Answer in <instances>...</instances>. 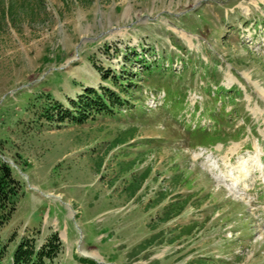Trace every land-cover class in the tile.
Wrapping results in <instances>:
<instances>
[{"label":"rangeland","instance_id":"1","mask_svg":"<svg viewBox=\"0 0 264 264\" xmlns=\"http://www.w3.org/2000/svg\"><path fill=\"white\" fill-rule=\"evenodd\" d=\"M119 83L126 111L62 117ZM0 161V264L52 235L47 264H264V0H0Z\"/></svg>","mask_w":264,"mask_h":264},{"label":"trees","instance_id":"2","mask_svg":"<svg viewBox=\"0 0 264 264\" xmlns=\"http://www.w3.org/2000/svg\"><path fill=\"white\" fill-rule=\"evenodd\" d=\"M131 53L134 56L136 52L132 51ZM136 60L141 62L144 68H149V64H146L144 57L139 56ZM107 75L106 72H103L102 78H106ZM112 80L116 83L118 76H113ZM118 85L120 90L116 91L106 86H99L98 89L85 87L75 100L70 101L69 107L71 111L63 112L62 117L66 114L74 121L81 122L94 113L109 112L113 109L120 113L121 108L119 106L124 108L131 107L133 104L131 99V97L133 98V90L126 88L125 85L127 84L119 83ZM133 85H135L134 89H136L137 85L134 82ZM19 191V183L12 176L11 168L5 162L0 161V226L14 210L16 201L20 196ZM170 211L175 215L180 211V206H174L173 211ZM56 239V236L52 235L46 244L34 249L33 244L29 240L22 238L10 254L11 262L14 264H47L44 259H52L55 255V250L58 248V244L52 243V240ZM1 253L0 245V256ZM88 260L84 259L83 262H88Z\"/></svg>","mask_w":264,"mask_h":264},{"label":"bare ground","instance_id":"3","mask_svg":"<svg viewBox=\"0 0 264 264\" xmlns=\"http://www.w3.org/2000/svg\"><path fill=\"white\" fill-rule=\"evenodd\" d=\"M248 180V179H247ZM242 183V182H241ZM88 256V255H87Z\"/></svg>","mask_w":264,"mask_h":264}]
</instances>
